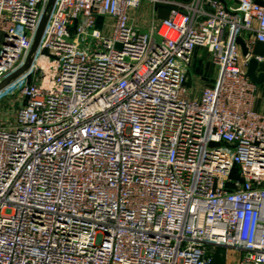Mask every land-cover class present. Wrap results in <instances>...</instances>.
I'll return each instance as SVG.
<instances>
[{"label":"built area","instance_id":"obj_1","mask_svg":"<svg viewBox=\"0 0 264 264\" xmlns=\"http://www.w3.org/2000/svg\"><path fill=\"white\" fill-rule=\"evenodd\" d=\"M158 1L0 0V264H264V0Z\"/></svg>","mask_w":264,"mask_h":264},{"label":"crops","instance_id":"obj_2","mask_svg":"<svg viewBox=\"0 0 264 264\" xmlns=\"http://www.w3.org/2000/svg\"><path fill=\"white\" fill-rule=\"evenodd\" d=\"M170 10L171 6L169 4H165L158 0H143L140 7L132 10V16L136 25L146 30L153 20H160L168 17ZM249 52L251 57H256L259 61L257 73L264 72V42H252L249 46ZM258 87L259 90L254 107L257 111L264 113V83L258 84Z\"/></svg>","mask_w":264,"mask_h":264},{"label":"rangeland","instance_id":"obj_3","mask_svg":"<svg viewBox=\"0 0 264 264\" xmlns=\"http://www.w3.org/2000/svg\"><path fill=\"white\" fill-rule=\"evenodd\" d=\"M217 67L212 55L205 47H199L193 54V62L189 71V85L201 89L202 86L212 84L217 75ZM4 105L0 104V117L3 116Z\"/></svg>","mask_w":264,"mask_h":264},{"label":"water","instance_id":"obj_4","mask_svg":"<svg viewBox=\"0 0 264 264\" xmlns=\"http://www.w3.org/2000/svg\"><path fill=\"white\" fill-rule=\"evenodd\" d=\"M225 1V0H222ZM103 16H99L97 19V26L100 28L102 26V22H103ZM42 32V27L39 29L36 40L34 42L33 45V51H35L37 49L38 46V41H39V37L40 34ZM238 42L241 44L242 47V53L246 56L249 54V48L246 45L244 39L242 37L238 38ZM258 66H259V61L256 57H251L249 64H248V68H247V76L256 84H262L264 83V72L262 73H257L258 70Z\"/></svg>","mask_w":264,"mask_h":264}]
</instances>
